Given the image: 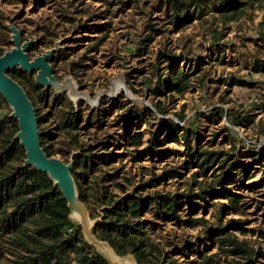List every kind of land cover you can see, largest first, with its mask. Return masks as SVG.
Instances as JSON below:
<instances>
[{
	"label": "trees",
	"instance_id": "1",
	"mask_svg": "<svg viewBox=\"0 0 264 264\" xmlns=\"http://www.w3.org/2000/svg\"><path fill=\"white\" fill-rule=\"evenodd\" d=\"M94 1L109 7L118 5L121 8L129 7L134 2L140 3L139 0ZM51 3L56 6L60 17H65L66 21L71 19L69 14L74 13L69 8L74 7V2H62L57 5V2L52 0ZM158 3L153 5V9L163 13L165 26L163 23L159 27L151 26L150 30L142 35L141 46H147L158 36L163 37L171 33V26L174 27L172 33L184 31L196 19L200 21L205 34H211L214 39L217 37L220 41L222 37L227 36L221 28L228 29L242 19H252L255 11L264 7V0H158ZM81 4L84 5V2ZM84 13L85 10L81 9L78 14ZM147 15L150 17L149 13ZM151 22L155 24L156 20L152 19ZM108 36L106 29L101 38L94 40L100 45ZM241 40L256 43L255 54L247 48L244 60L253 71L264 74V46H258L264 45V35L255 41L252 38ZM186 47L185 45L184 48ZM33 50L34 48L29 51L30 56ZM3 53L4 50H1L0 55ZM155 55V63L152 66L158 74L160 64L163 61L168 62L172 54L161 48ZM175 56H178V59L159 74L153 88L151 106L140 101H130L134 103L128 115L131 123L124 124L125 115L120 116L119 125L122 124L121 127L125 131L120 145L131 144L133 147H140L144 142L145 133L131 132L129 125L133 121L144 120L151 127V116L155 113L161 114L160 121L165 126L157 131L167 138L179 136L184 141L190 157L184 162V169L190 170L195 166L199 168L187 179L186 192L182 194H166L165 190L157 188L158 185L166 184L169 179L177 177L178 166L166 168L161 174L149 167L152 178L147 182H144V179L136 181L137 176L125 170L123 164L115 165L117 161H121L123 155L116 153L117 145L114 142L98 138L96 141H84V135L91 128H104V118L107 114L105 108L94 109L88 113L85 120L83 103L79 102L75 106L71 101L66 105V97L60 95L55 97L53 108L43 113L37 107L32 93L20 79L23 71L16 68L10 70L9 75L25 88L36 108L41 144L46 153L49 156L61 153L66 161L74 154L73 175L81 200L88 206L93 218L102 217V221L94 228V234L100 240L108 241L119 255L132 254L138 264H260L261 259H264V246L253 247L236 234L237 231L246 233L242 227L244 221L231 218L225 224L223 220L230 213L246 214L242 194L232 189L235 183L244 184L251 179L250 170L254 164L263 162L264 155L261 154H264V144H261L260 154L255 153V162L248 163L240 159L245 153L242 150L244 141L229 140L230 150L221 152L202 144V131H191L181 126V122H187L183 114L185 105L182 106L181 112L176 113L180 122L165 118L169 110L165 99H174V93L183 95L188 92L196 85L194 77L202 70L200 62L198 66L181 67L180 63L187 58L184 54ZM56 72L55 69L54 73ZM230 81L222 78L217 80L220 84L230 82V86L240 84L252 87L254 83L245 78L236 82L233 76ZM127 84L134 89L129 81ZM220 102L225 103V98L221 97ZM124 106L121 104L120 108ZM5 108L9 110V104L0 93V264H112L86 240L82 228L70 220L67 200L49 175L34 166H24L26 150L20 141L15 139L19 130L18 121L10 116V110L5 112ZM263 108L264 104L257 106L259 110ZM208 113L213 116L224 114L232 128L246 122L253 123L255 118V114H251L250 110L244 115H238L223 106L215 105ZM205 115L206 113L198 112V116ZM49 118H55L54 127L49 124ZM184 125L187 126V123ZM231 127H226L227 132L232 130ZM151 132L152 138L149 141L153 145L159 140V133L153 130ZM57 138L64 140L62 143L56 142ZM58 144L61 146L57 147ZM150 185L156 189L155 193L148 192ZM225 195L228 203L219 202L217 226L213 230L218 232L213 238L218 251L212 254V247H204L200 241L201 237L191 242L184 239V231L186 228L208 225L210 221L205 215L208 213V206H212L209 205L210 200L221 199ZM184 197L188 201L187 208L185 205H179V200ZM196 208L203 210L202 217L194 218ZM180 212L185 216L182 217ZM168 224L176 226L173 238L160 227ZM177 229L183 231L184 235L178 234Z\"/></svg>",
	"mask_w": 264,
	"mask_h": 264
},
{
	"label": "rangeland",
	"instance_id": "2",
	"mask_svg": "<svg viewBox=\"0 0 264 264\" xmlns=\"http://www.w3.org/2000/svg\"><path fill=\"white\" fill-rule=\"evenodd\" d=\"M51 2L52 0H0V51L4 50L5 52L14 46L8 23L21 30L24 41L38 40L32 46L34 48L32 57L52 48L56 41L63 40L61 50L50 60L53 67L57 64V67L54 68V71L55 69L57 71L55 75L59 80L72 76L76 80L78 89L88 94L90 100L93 101L94 106L85 99L78 101V103H83L85 120L88 118V113L94 109L105 108L107 111L104 128L101 130H98L97 127L91 128L84 135L85 142H88L89 139L96 141V138L114 142L117 145L116 153L123 155L120 158L121 161H117L115 165L123 164L125 170L137 176L136 181L144 179V182H147L152 178L148 171L149 167H152L157 174H161L166 168L178 166L177 177L169 179L166 184L158 185L157 188L165 190L166 194L185 193L187 179H190L199 168L195 166L190 170L184 169L183 164L190 157L184 141L179 136L167 138V136H161L157 131L165 126L160 121L161 114L155 113L151 116V127L144 120L133 121L129 125L131 132L145 133L144 142L140 147H133L131 144L120 145L125 131L121 127L122 124L119 125L122 114L125 115L124 124L131 123L128 115L134 103L130 101H140L151 106L150 100H153V88L159 79V74L165 70L166 66L178 59V56L175 55L184 54L187 60L180 63L181 67L198 66L200 62L202 70L194 77L196 85L188 92L183 95L174 93V99H165L169 110L164 117L180 122L176 113L181 112L182 106L185 105L183 114L186 116L187 122H181L180 125L191 131H202V144L208 148L212 147L215 150L226 152L231 148L229 140H242L245 143L242 146L245 153L240 159L248 163L255 162V153L259 152L258 154H260L261 144H264V131H262L264 130V108L257 109V106L264 104V74L253 71L244 60L247 48L253 50L252 54H255L256 43H246L241 39L252 38L255 41L264 35V7L257 9L252 19H242L239 23H233L228 29L221 28V31L227 36L222 37L220 41L217 40V37L214 39L211 34H205L204 29L200 26V21L196 19L184 31L172 33L174 27L171 26V33L163 35V37L158 36L147 46H141L142 35H145L151 26L159 27L162 23L165 26L163 13L156 8L153 9V5L159 4L158 0H139V4L134 2L126 8H121L118 5L109 7L107 4L102 5L94 0H55L57 5L62 2L64 4L74 2L73 8L68 7L74 13L69 14L71 19L68 21L65 20V17L59 16L56 6ZM82 2L84 5L81 4ZM81 9L85 10L82 15L78 14ZM148 13L150 17L147 15ZM152 19L156 20L155 24L151 22ZM106 29L109 36L102 44L97 45L98 41L94 39L101 38ZM50 41L53 43L50 44ZM185 45L186 48H184ZM258 46L263 47L264 45ZM161 48L172 55L168 62L163 61L160 64L157 74L152 65L155 63V53ZM249 52L251 51L249 50ZM22 71L23 75L20 79L36 99L37 107L43 113L45 110L52 109L55 97L60 95H57L54 89L47 90L38 85L34 73ZM250 72L252 73L249 74ZM232 76L236 82L245 78L254 83H252V87L240 84L230 86ZM221 78L229 79L230 82L220 84L217 80ZM127 81L133 85V90L128 86ZM99 95L100 99L97 102ZM62 96L66 97V105L71 102L67 94H62ZM221 97L225 98V103L220 102ZM121 104L125 106L120 108ZM214 105L223 106L226 110L238 115H244L246 111L250 110L251 114H255L254 122H246L244 125L232 128L224 114L213 116L208 113L214 108ZM9 110L11 111L10 106ZM9 110L5 108V112ZM198 112L206 113V115L198 116ZM184 123H187V126ZM49 124L54 127L55 118H49ZM226 127H231L232 130L227 132ZM151 130L159 133V140H156L155 137L156 141L153 145L149 141L152 138ZM62 140L64 139L57 138L56 142L62 143ZM160 142L162 144H159ZM58 146L61 145L58 144ZM263 155L261 154V156ZM54 156L64 159L61 153ZM211 173L212 171L209 172V175ZM250 173H252L251 179L245 181L244 184L235 183V187L232 189L234 192L242 194L245 200L243 203L246 205V214L230 213L226 216L227 218H224L223 223L226 224L227 220L231 218L243 220L242 227L246 233L242 234L237 231L236 234L240 239L247 240L251 246L258 248L264 246V158L263 162L254 164ZM149 191L155 193L156 189L150 185ZM145 192L147 193V191ZM226 198L227 195L221 199L210 200L209 205L212 206H208V213L205 215V218L210 221L208 225L192 229L186 228L185 235L183 231L177 229L178 234L184 235V239L189 242L201 237V244L204 247H212L211 253H216L218 248L217 245H214L213 238H215L214 234H218V232H213V230L217 226L216 215L219 202L227 204ZM179 201V205L188 207L186 197ZM195 212L194 218L204 215L202 209H197ZM180 214L182 217L185 216L184 213L180 212ZM160 227L166 234L170 233L171 238L174 237L175 225H160ZM260 264H264V259H261Z\"/></svg>",
	"mask_w": 264,
	"mask_h": 264
},
{
	"label": "water",
	"instance_id": "3",
	"mask_svg": "<svg viewBox=\"0 0 264 264\" xmlns=\"http://www.w3.org/2000/svg\"><path fill=\"white\" fill-rule=\"evenodd\" d=\"M8 27L12 32L14 46L0 55V93L10 106V116L18 121L19 130L15 139L19 140L26 150L24 166H34L49 175L67 200L70 220L82 228L86 240L103 253L112 264H138L134 255H119L108 241L100 240L94 234V228L102 221V217L93 218L88 206L81 200L79 187L73 175L74 154L69 161H65L46 153L41 144L36 108L25 88L9 75V71L16 68L30 74L34 73L38 85L47 90L54 89L57 95L67 94L75 106L81 99L87 100L90 105L94 106L88 94L78 89L76 80L72 76L59 80L54 73L50 60L61 50L63 40L56 41L52 48L31 57L29 51L38 40L24 41L19 28L10 23ZM99 99L100 95L97 102Z\"/></svg>",
	"mask_w": 264,
	"mask_h": 264
}]
</instances>
